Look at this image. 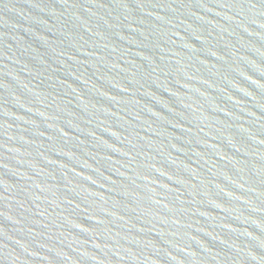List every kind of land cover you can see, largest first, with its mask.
Listing matches in <instances>:
<instances>
[{
  "label": "water",
  "instance_id": "obj_1",
  "mask_svg": "<svg viewBox=\"0 0 264 264\" xmlns=\"http://www.w3.org/2000/svg\"><path fill=\"white\" fill-rule=\"evenodd\" d=\"M0 264H264V0H0Z\"/></svg>",
  "mask_w": 264,
  "mask_h": 264
}]
</instances>
